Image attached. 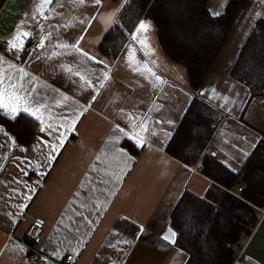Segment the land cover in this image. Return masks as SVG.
<instances>
[{"label":"crops","instance_id":"0c3cea01","mask_svg":"<svg viewBox=\"0 0 264 264\" xmlns=\"http://www.w3.org/2000/svg\"><path fill=\"white\" fill-rule=\"evenodd\" d=\"M126 1L0 0V92L8 103L32 110L43 106L38 115L44 120V125L37 121L28 145L18 143L5 126L15 143L0 135L6 145L0 148V264H61L64 259L54 251L72 255L71 264H187L189 254L177 246L171 227L180 197L240 192L218 186L198 164L177 160L166 147L195 95L221 114L207 151H217L214 158L232 172L241 170L264 139V92H252L231 75L246 39L264 20V0H247L199 91L191 88L186 68L164 53L150 18L141 20L150 24L148 31L137 26L116 61L99 52ZM208 4L211 15L220 16L228 0ZM43 32L44 47L31 49ZM17 43L19 51L11 47ZM49 123L67 129L52 163L46 160L50 147L40 143L44 135L57 142L51 132H41ZM257 212L252 231L231 245L232 264H264V208ZM37 217L46 225L42 257L32 261L22 240Z\"/></svg>","mask_w":264,"mask_h":264},{"label":"trees","instance_id":"16d2710c","mask_svg":"<svg viewBox=\"0 0 264 264\" xmlns=\"http://www.w3.org/2000/svg\"><path fill=\"white\" fill-rule=\"evenodd\" d=\"M247 5V0H228L225 12L212 16L208 0H127L98 49L107 60L116 61L139 22L150 18L164 53L186 68L191 88L199 91ZM231 75L252 92H264V20L243 44ZM221 118L211 103L195 95L166 147L187 165L201 162L202 173L224 189L245 185L238 194L225 192L214 198L185 192L180 197L171 212V227L177 246L189 254L187 264H232L235 252L227 244L239 243L251 232L257 210L264 208V139L241 170L232 172L206 153ZM0 124L22 145L32 142L38 128V122L25 114L14 121L0 115Z\"/></svg>","mask_w":264,"mask_h":264},{"label":"snow or ice","instance_id":"6c2138e0","mask_svg":"<svg viewBox=\"0 0 264 264\" xmlns=\"http://www.w3.org/2000/svg\"><path fill=\"white\" fill-rule=\"evenodd\" d=\"M83 2H84V0H81V3H83ZM45 3L51 4L52 0H45ZM95 3L98 5L100 3V0H95ZM149 27H150V24L145 23L144 21H140L139 24H138V31L147 32ZM22 35L24 37H28L29 33L27 31H25V32L22 33ZM43 39L44 38L42 37L41 40L43 41ZM19 40H20V36L18 35L17 36V41H19ZM11 47L14 50H17V51L20 50V45L18 43L11 45ZM39 47L40 48L44 47L43 42H41ZM65 47H68V46L65 45ZM78 51L80 52L81 55H83L85 57H88V59L92 60L95 63H100V64L103 63L102 61H97L95 59V57L90 56L87 52H84L81 49H78ZM69 71H71V69H69ZM3 84H4V78L0 77V87H2ZM9 86L13 87L14 89L16 87H22V85L17 86V85H13V84H10ZM100 87H103V84H100ZM7 99H11V97L9 96V97H7ZM16 99L19 101L20 97L17 96ZM63 99L66 100V99H68V97L65 96V97H63ZM90 99H94V95L89 97V100ZM87 103H88V100H85V104H87ZM57 104L59 105L60 102L57 101ZM42 108H43V106H38L34 110H32L30 105L21 106L20 103H8V102H6V93L5 92H0V112L3 113V118L4 119L14 121L21 114H25L27 116H30V117L34 118L36 121H39L41 125H44V120L42 118V115H38V113L41 112ZM80 110L83 111V108H81ZM73 123H75V121H73ZM169 123H171V122H169ZM66 131H67V129L62 124L61 125H53V124L49 123L46 126H42L41 127V132L42 133L46 134L48 132H51L57 138V142L55 144H52V142L47 138L46 135H44V136H42L40 138V143L45 148H49L50 147V149H51L50 153L46 157V160H47L48 163H52L55 160L57 150L60 147H62V145L64 144L63 135L66 133ZM0 135H3L7 139V143H9V144L15 143V139L11 136L10 133L7 132L6 129H4L3 125H0ZM133 142L138 147H143L144 146L142 143H139L137 141H133ZM5 146H6L5 144L0 143V148H3ZM120 155L124 156V155H127V153L124 152V151H121ZM28 164H29V166H31L32 162L28 161ZM28 191H31V189H29ZM129 223H131V221H129ZM135 227H136L138 232L143 231L141 226L136 225ZM172 235H173V237H175L176 233L173 231ZM162 238L165 241H168L171 244H175V239H170V237L168 235H163ZM52 255L54 257H56V258H60V259H64V260H67V258H68L67 256L61 257L60 251H54Z\"/></svg>","mask_w":264,"mask_h":264},{"label":"built area","instance_id":"2783aa9c","mask_svg":"<svg viewBox=\"0 0 264 264\" xmlns=\"http://www.w3.org/2000/svg\"><path fill=\"white\" fill-rule=\"evenodd\" d=\"M46 33H41L38 37L33 39L31 44V49H38L41 42V38H45ZM44 40V39H43ZM208 155H211L212 157L217 156V151L209 149L207 151ZM198 166L202 168L201 162L198 163ZM238 191H242L245 188V185H239ZM237 194V193H236ZM46 220L42 217H37L33 220L32 224L29 226V228L26 231L25 237L22 240L25 247L29 251V258L32 261H37L42 257V253L39 249V245L43 241L44 237V230H45ZM228 247H231V244H227ZM67 260H64L61 264H71L73 260V256L69 255L67 256Z\"/></svg>","mask_w":264,"mask_h":264}]
</instances>
